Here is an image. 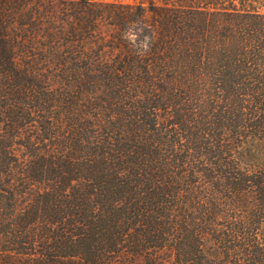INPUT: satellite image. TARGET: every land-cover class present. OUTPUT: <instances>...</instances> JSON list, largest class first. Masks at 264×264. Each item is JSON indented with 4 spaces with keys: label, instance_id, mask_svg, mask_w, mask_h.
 Segmentation results:
<instances>
[{
    "label": "trees",
    "instance_id": "trees-1",
    "mask_svg": "<svg viewBox=\"0 0 264 264\" xmlns=\"http://www.w3.org/2000/svg\"><path fill=\"white\" fill-rule=\"evenodd\" d=\"M248 139L264 0H0V264H221Z\"/></svg>",
    "mask_w": 264,
    "mask_h": 264
},
{
    "label": "rangeland",
    "instance_id": "rangeland-1",
    "mask_svg": "<svg viewBox=\"0 0 264 264\" xmlns=\"http://www.w3.org/2000/svg\"><path fill=\"white\" fill-rule=\"evenodd\" d=\"M237 156L242 166L251 170H260L252 177V183H250L254 184V188L249 194L250 207L248 210L239 207L240 210L236 214L234 207L230 206L232 202L227 198L228 196L223 195V200L226 203L224 205L226 217L219 221L218 228L223 236L222 245L225 247L223 251L220 249L218 251V246L221 243L217 242L212 235H208L206 249L209 255L222 256L221 264H233L226 255L227 253L232 254L234 251L239 254L243 264H264V146L254 139H248L238 149ZM226 182L228 180H225ZM243 215L247 217L235 220L236 217L239 218ZM235 234L238 235V238L233 243L230 238Z\"/></svg>",
    "mask_w": 264,
    "mask_h": 264
},
{
    "label": "clouds",
    "instance_id": "clouds-1",
    "mask_svg": "<svg viewBox=\"0 0 264 264\" xmlns=\"http://www.w3.org/2000/svg\"><path fill=\"white\" fill-rule=\"evenodd\" d=\"M126 35V37L128 36V34L126 33L125 34ZM128 38H131V39H135V37L134 36H131V37H128ZM145 43H144V48L147 50L148 49V47H149V45H148V43H147V37L145 38Z\"/></svg>",
    "mask_w": 264,
    "mask_h": 264
}]
</instances>
